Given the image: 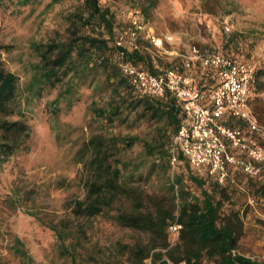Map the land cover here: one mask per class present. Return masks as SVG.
<instances>
[{
  "label": "trees",
  "instance_id": "16d2710c",
  "mask_svg": "<svg viewBox=\"0 0 264 264\" xmlns=\"http://www.w3.org/2000/svg\"><path fill=\"white\" fill-rule=\"evenodd\" d=\"M57 1L64 0H51L47 5ZM155 5L156 0H145L143 7H138L145 21ZM69 8L65 14L67 38L60 32V37L51 35L30 42L37 60L24 66L30 71L25 82L20 84L17 74L0 61V119L4 131L0 161H6L22 145L7 136L23 132L27 139L31 135V126L23 117L35 111L47 88H57L56 96L47 103L48 111L54 115L63 106L72 108L83 99L85 90L90 89L87 109L99 130L84 139L76 153L84 171L80 175L85 192L83 197L74 199L72 213L85 220L101 217L148 234L144 241L118 240L114 246L90 254L91 262L264 264V258L246 254L240 244L244 234L242 209L249 198L258 203L264 197V169L251 175L241 168H233L232 176L220 182L209 174L206 166L194 167L178 152L179 166L171 172L170 145L183 119V106L171 94L162 98L140 93L121 71L122 61L153 72L159 70L146 41H140L139 48L118 45L117 36L121 31L117 28V13L101 0H74ZM238 37L234 32L230 41ZM229 47L230 44H224L226 49L217 51L255 65L252 105L264 93V61L257 66L251 58L229 53ZM174 59L176 62L171 66L183 71L184 58ZM193 68L192 73L201 87L217 82L213 69L199 61ZM225 119L230 126L245 125L241 118ZM142 121L150 126L143 136L115 132L116 125L134 128ZM137 141L142 143L143 151L136 157L125 158V151ZM228 145L232 151L245 155L229 141ZM235 171L243 173L246 179L237 182L233 176ZM153 176L159 183L149 189L145 182ZM0 200L15 206L26 203L25 195L16 191L9 196L1 195ZM68 221L63 218L59 224H50V228L56 233L61 254L70 258L72 264H81L79 257L81 249L86 248V232L82 223L72 226L74 223L68 224ZM174 222L181 225L175 240L170 234V225ZM14 250L24 259L23 264H36L20 237L15 239Z\"/></svg>",
  "mask_w": 264,
  "mask_h": 264
},
{
  "label": "rangeland",
  "instance_id": "374dc122",
  "mask_svg": "<svg viewBox=\"0 0 264 264\" xmlns=\"http://www.w3.org/2000/svg\"><path fill=\"white\" fill-rule=\"evenodd\" d=\"M50 1L30 0L25 4L22 0L0 1V61L17 74L20 84L30 76L24 66L37 60L30 47L33 39L60 37V32L62 37H68L65 14L74 0L57 1L48 6ZM101 2L116 11L117 28L121 32L131 27L129 15L131 17L136 8L145 4V0ZM146 22L158 34L175 33L178 40L174 45H167L168 52L157 50L146 41L158 68L174 65V57L180 56L190 44L216 51L230 44L229 53L251 58L257 66L264 61V0H156V5L146 15ZM225 24L230 26V31H225ZM234 32L239 37L231 42ZM56 93L57 88H47L35 111L23 117L31 126L27 139L23 132L7 136L22 145L6 161H0V196L16 191L25 195L26 203L15 206L10 201L0 200V264L24 263L14 250L16 237L24 241L36 264H72L70 258L61 254L56 233L50 228V224H59L63 218L69 219L68 224L74 223L72 226L82 223L86 232V248L81 249L79 257L81 264H101L91 262L89 255L114 246L118 240L135 242L148 238L146 232L121 227L101 217L89 220L74 217L73 201L83 197L85 192L80 175L84 171L76 153L81 142L99 127L87 109L90 89L85 90L83 99L72 108L63 106L54 115L48 111L47 103ZM260 96L253 100L252 108L259 122L264 124V93ZM1 122L2 118L0 140L4 138ZM149 127L147 121H142L134 128L116 125L114 129L117 134L131 132L143 136ZM142 151L143 145L137 141L125 151V158L136 157ZM178 166L177 162L172 165L171 172ZM233 176L239 183L246 179L239 171ZM158 183L154 176L145 182L149 189L157 187ZM242 219L244 234L240 244L243 250L254 258H264V197L258 203L249 198L242 209Z\"/></svg>",
  "mask_w": 264,
  "mask_h": 264
},
{
  "label": "built area",
  "instance_id": "2783aa9c",
  "mask_svg": "<svg viewBox=\"0 0 264 264\" xmlns=\"http://www.w3.org/2000/svg\"><path fill=\"white\" fill-rule=\"evenodd\" d=\"M130 23L128 31L117 36L118 45L139 48L143 40L168 52L167 45L178 41L175 33L158 34L139 8L132 12ZM224 29L227 32L231 28L225 24ZM179 55L185 60L183 71L171 66L153 72L130 61L121 62V71L137 91L162 98L171 94L183 106L184 116L170 145L171 164H176L178 152H182L194 167L206 166L220 182L232 176L233 168L251 175L260 173L264 169V124L251 105L256 82L254 63L195 44L186 46ZM196 61L213 69L217 82L201 87L191 71ZM226 117L241 118L245 125L230 126ZM228 141L245 155L232 151ZM180 227L177 222L170 225L174 240Z\"/></svg>",
  "mask_w": 264,
  "mask_h": 264
},
{
  "label": "crops",
  "instance_id": "0c3cea01",
  "mask_svg": "<svg viewBox=\"0 0 264 264\" xmlns=\"http://www.w3.org/2000/svg\"><path fill=\"white\" fill-rule=\"evenodd\" d=\"M204 47V46H203ZM203 47H201L202 49H204V50H207V49H209V48H203Z\"/></svg>",
  "mask_w": 264,
  "mask_h": 264
}]
</instances>
